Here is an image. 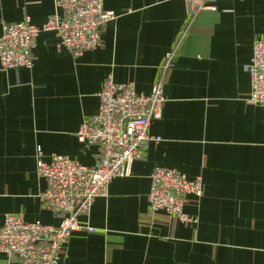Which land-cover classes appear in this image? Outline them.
Listing matches in <instances>:
<instances>
[{
	"label": "crops",
	"instance_id": "obj_1",
	"mask_svg": "<svg viewBox=\"0 0 264 264\" xmlns=\"http://www.w3.org/2000/svg\"><path fill=\"white\" fill-rule=\"evenodd\" d=\"M216 5L193 15L184 0H104L117 17L103 26L101 47L74 56L58 48L57 31L44 30L32 68L0 62V226L8 214L59 224L40 198L47 182L38 153L97 164L98 147L77 132L97 113L108 75L144 95L162 81L163 114L149 129L160 141H149L131 175L114 178L79 217L84 228L59 264H264V106L248 101L247 70L264 38V0ZM54 13L63 15L56 0H0V36L6 23L29 16L41 26ZM158 166L202 177L203 197H188L184 208L198 223L150 210ZM0 264L23 263L0 252Z\"/></svg>",
	"mask_w": 264,
	"mask_h": 264
},
{
	"label": "built area",
	"instance_id": "obj_2",
	"mask_svg": "<svg viewBox=\"0 0 264 264\" xmlns=\"http://www.w3.org/2000/svg\"><path fill=\"white\" fill-rule=\"evenodd\" d=\"M184 1L193 15L217 10V0ZM56 3L63 15L54 13L41 26L29 16L4 25L0 36L3 69L32 68L37 39L44 30L57 31L58 48L65 47L74 56L103 45V26L117 17L115 11L105 9L104 0H56ZM173 56L172 52L167 55L166 66L172 65ZM247 70L251 76L248 101L264 106V38L255 41ZM99 98L97 113L88 117L77 132L81 142L98 147L95 166H85L63 154H53L47 161L38 153L37 171L47 182L40 198L45 208L60 217L59 224L26 221L8 214L0 226V252L17 257L23 264H59L72 234L84 228L79 217L90 212L98 197L108 195L114 178L131 175L134 162L143 156L149 141H160L149 129L152 121L163 114L166 96L162 81L154 85L149 95H144L135 90L134 83H116L110 74ZM203 195L201 176L189 179L176 169L161 166L151 174L148 200L152 212L164 211L183 223L195 224L198 217L186 213L184 208L188 197L200 200Z\"/></svg>",
	"mask_w": 264,
	"mask_h": 264
}]
</instances>
